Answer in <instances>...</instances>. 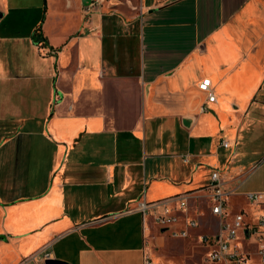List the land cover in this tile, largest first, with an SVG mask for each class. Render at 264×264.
I'll return each mask as SVG.
<instances>
[{"label":"crops","instance_id":"1","mask_svg":"<svg viewBox=\"0 0 264 264\" xmlns=\"http://www.w3.org/2000/svg\"><path fill=\"white\" fill-rule=\"evenodd\" d=\"M0 14V264H167L163 206L133 208L183 195L176 238L213 264L214 170L230 212L264 215L247 198L264 191V0H0ZM238 243L258 254L248 231Z\"/></svg>","mask_w":264,"mask_h":264},{"label":"built area","instance_id":"2","mask_svg":"<svg viewBox=\"0 0 264 264\" xmlns=\"http://www.w3.org/2000/svg\"><path fill=\"white\" fill-rule=\"evenodd\" d=\"M199 88L207 93L209 101H215L217 96L214 92L212 80L209 77L203 78L199 84ZM208 107L203 104L202 110ZM225 146L227 141H223ZM225 180L219 170H214L211 176L209 188L211 191L210 199L212 203V211L221 218V231L218 237L203 236L202 241L210 246L208 260L213 264H248L250 253L241 250L238 243L240 231H248L255 239L258 249L257 252L264 262V215H261L257 222L250 225L245 221L242 212L232 213L229 210L228 194L229 191L224 187ZM247 198L254 203H264V191H251L247 193ZM172 199L179 200V207L183 208L187 205V198L176 196L157 202H148L146 200L138 201L133 208L146 213L151 208L163 206L162 211L155 212V223L162 229L169 230L173 237H187L189 235L188 227L176 228L175 224L179 221L178 215L171 211L169 202ZM195 220H188V226H196ZM46 258L50 257V253H45ZM145 264H155L150 257H147Z\"/></svg>","mask_w":264,"mask_h":264},{"label":"rangeland","instance_id":"3","mask_svg":"<svg viewBox=\"0 0 264 264\" xmlns=\"http://www.w3.org/2000/svg\"><path fill=\"white\" fill-rule=\"evenodd\" d=\"M232 203L235 204L234 202ZM201 223L202 227L200 228L205 230L213 229L215 226V222H212L209 218H201ZM210 224L211 226H209ZM198 229L199 228L196 230ZM196 239L198 238L195 236H191L190 238L170 237L167 242V247L171 253L173 252L179 255L176 257L172 256L170 259L165 258L163 262H166L167 264H208L205 261L204 250ZM248 264H264L261 257L254 252L253 248Z\"/></svg>","mask_w":264,"mask_h":264},{"label":"water","instance_id":"4","mask_svg":"<svg viewBox=\"0 0 264 264\" xmlns=\"http://www.w3.org/2000/svg\"><path fill=\"white\" fill-rule=\"evenodd\" d=\"M89 2H91V0H83V3L85 4H88ZM1 15V14H0ZM189 121L186 119V122ZM185 122V123H186ZM47 264H62L63 262L60 261V260H57V259H51L49 258L47 261H46Z\"/></svg>","mask_w":264,"mask_h":264}]
</instances>
